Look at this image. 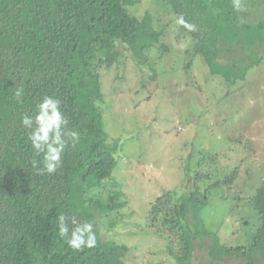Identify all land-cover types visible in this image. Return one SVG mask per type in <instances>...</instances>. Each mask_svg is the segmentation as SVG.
Returning <instances> with one entry per match:
<instances>
[{"label":"trees","instance_id":"1","mask_svg":"<svg viewBox=\"0 0 264 264\" xmlns=\"http://www.w3.org/2000/svg\"><path fill=\"white\" fill-rule=\"evenodd\" d=\"M161 1L164 5L158 1L157 5L165 11L169 26L176 24L180 38L192 41L184 52L189 61L186 70L199 56L212 76L233 86L259 65L260 52L264 53V11L260 14L264 0H239V10L234 0ZM137 2L0 0V264H131L125 261L127 245L101 237V220L118 212L124 202L113 190L119 186L115 154L122 147L106 133L99 104L105 98L100 73L119 64L120 45L138 66L150 69L153 65L145 54L155 48L167 51L160 41L165 29L153 28V15L146 12L139 19L130 13ZM180 16L195 30L178 25ZM240 50L246 55L230 64L223 62L227 66L217 61ZM237 68L240 72L235 74ZM21 87L24 94L16 98L14 92ZM45 95L60 99L68 129L77 132L79 139L75 143L69 139L55 174L41 176L32 167V160L39 158L27 142L20 117L31 114ZM219 153L199 149L193 168L184 174L190 184L180 193L184 180L155 199L146 230L166 240L167 258L175 264H193L195 243L199 249L206 248L208 264L229 256L243 264H264V177L246 202L260 223L247 247L221 243L203 216L211 193L219 190L220 199L227 201L238 175L237 168L222 175L214 160ZM227 211V216L234 212ZM60 215L70 229L73 218L92 222L96 246L78 252L68 248L58 235Z\"/></svg>","mask_w":264,"mask_h":264},{"label":"rangeland","instance_id":"2","mask_svg":"<svg viewBox=\"0 0 264 264\" xmlns=\"http://www.w3.org/2000/svg\"><path fill=\"white\" fill-rule=\"evenodd\" d=\"M137 1L129 8L130 13L139 19L146 12L153 15V28L165 29L160 41L167 51L155 48L145 54L152 62L150 69L138 66L120 45L119 64L100 73L105 97L99 104L104 110V129L122 147L115 154L114 175L119 186L113 190L124 202L118 212L101 220V237L127 245V263L175 264L167 258L166 240L146 230L148 214L151 204L167 189L186 180L181 193L190 184L185 171L193 168L203 148L220 152L214 160L223 170L222 175L238 169L226 202L220 199L219 190L209 196L203 214L206 223L210 230L218 232L224 245L247 247L260 226L257 213L246 202L264 177V53L260 52L259 65L249 69L245 79L237 80L233 86L220 76H212L199 56L186 70L189 61L184 52L189 51L192 41L180 38L176 24L169 26L165 11L157 5V1L164 5L161 0ZM263 11L264 6L260 14ZM254 13L257 18L258 11ZM244 55L246 52L234 51L217 61L230 64ZM239 72L238 68L234 70L235 74ZM226 208L234 211L231 216L225 215ZM220 219L224 222L221 225L217 222ZM113 222L115 225L110 227ZM202 243L208 245V240ZM192 263H209L206 248L199 249L197 243ZM216 264L243 263L229 256Z\"/></svg>","mask_w":264,"mask_h":264},{"label":"clouds","instance_id":"3","mask_svg":"<svg viewBox=\"0 0 264 264\" xmlns=\"http://www.w3.org/2000/svg\"><path fill=\"white\" fill-rule=\"evenodd\" d=\"M234 7L239 10V0H234ZM189 31H194L193 25L188 24L182 16L176 20ZM24 89L18 88L14 92L16 98L22 97ZM69 121L61 109V101L52 95L43 96L34 107L31 114L25 113L20 117V125L26 129L27 142L30 144L35 157L32 167L38 175H52L63 164V155L68 147L69 139L75 143L79 134L68 129ZM59 237L68 248L82 251L85 248H94L97 244V235L92 222H79L71 220L74 225L69 228L66 217L60 215L56 218Z\"/></svg>","mask_w":264,"mask_h":264}]
</instances>
